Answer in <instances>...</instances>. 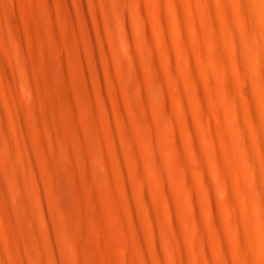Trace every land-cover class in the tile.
<instances>
[{"label":"rangeland","instance_id":"rangeland-1","mask_svg":"<svg viewBox=\"0 0 264 264\" xmlns=\"http://www.w3.org/2000/svg\"><path fill=\"white\" fill-rule=\"evenodd\" d=\"M1 1L4 13L0 17V65L9 68L10 83L17 87L13 55L23 51L26 58L22 73L25 72L29 87L9 94L0 81V124L3 119L13 121L16 115H22L24 135L10 129V136L19 145L31 138L41 146L42 166H47L40 171L49 172L53 178L56 210L63 232L76 251L73 263L116 264L117 259H131L142 264L138 258L141 240L122 192H133V203L139 206L146 196L140 188L135 192L132 180L136 175L143 176L144 171L123 145L125 126L138 131L137 143L148 162H162L156 147L163 145L167 149L169 170L165 173L169 179L180 163L179 140L189 138L193 129L199 134V95H210L211 112L214 107L223 113L213 88V82L223 78H218L210 65V90L200 75L198 90H192L187 86V69L181 67L177 55L169 62L163 58L161 46L155 44L153 52L148 48L150 37L157 36L152 25L157 0H147V22L139 25L135 24L138 10L130 12L121 0H38L44 34L47 39L60 40L66 56L63 61L54 51L41 49L30 40L25 27V22L35 16L30 2L18 5V0ZM214 19L220 27L225 25L222 15L216 14ZM121 40L127 45L116 50ZM43 50L51 61L50 67L33 59L34 53L41 54ZM229 54L232 55L231 50ZM230 65V76L223 79L224 85L233 89L241 116L245 117L244 93L247 91L251 98L254 87L244 88L233 62ZM192 69L200 71L197 64ZM6 98L10 100L8 105ZM166 114L175 123L172 128ZM153 124L163 128V142L158 141ZM210 134V144L202 138L200 143L210 149L211 157L223 151L224 146L216 121ZM29 166L30 161L25 160L20 168H15L7 146H0V254L5 264H51L44 230L30 225L16 195L7 196L19 171L28 173ZM261 168L258 175L263 183ZM179 179L181 185L183 179ZM217 180L210 174V200L200 189V208L213 212L222 207ZM151 182L155 194L162 193L160 180ZM148 198L153 200L152 196ZM162 214L166 216L165 212ZM143 220V232L152 237V225L147 217ZM227 223L223 220L222 224L228 234ZM226 245L234 256L237 241L232 235L228 234ZM187 251L189 257L191 252L188 255ZM210 251L217 262L219 245L214 240H210ZM257 252L254 262L259 264L264 256L262 251ZM233 256L230 255L232 263ZM179 260L177 255L172 263L180 264Z\"/></svg>","mask_w":264,"mask_h":264},{"label":"bare ground","instance_id":"bare-ground-1","mask_svg":"<svg viewBox=\"0 0 264 264\" xmlns=\"http://www.w3.org/2000/svg\"><path fill=\"white\" fill-rule=\"evenodd\" d=\"M26 1L35 11V16L25 22L30 40L41 49L54 51L57 58L63 61L66 56L60 40L47 39L44 34L38 0H18V5ZM121 1L130 12L138 10L136 25L147 22V0ZM3 5L0 0V17L4 13ZM155 13L152 25L157 36L155 39L150 37L147 46L152 52L155 44L161 46L163 58L169 62L174 54L177 55L181 67L187 69V86L190 89L198 90L200 75L210 90V65L220 76L218 78L228 79L231 62L244 88L254 89L251 98L247 91L244 93L245 117L241 116L233 89L230 86L227 89L223 79L213 82L214 93L224 109L223 113L214 107L211 112L210 95L208 98L199 95V134L193 129L189 138L179 140L177 150L180 163L169 179H166L165 173L167 149L163 145L156 147L162 162H148L144 150L137 143L138 131L126 124L123 145L130 151L134 163L144 171L143 176L136 175L132 180L135 192L140 188L146 196L139 206L133 203V192H122L141 240L138 258L142 264H174L172 261L177 255L180 264H258L254 262L256 252L262 251L264 256V182L258 175L261 172H258L259 168L264 167V0H157ZM216 14L224 18L223 27L214 19ZM70 25H74L72 19ZM125 43V40L119 41L115 49L126 46ZM44 50L41 54L34 53L33 59L43 61L50 67L51 61ZM230 50L232 55L229 54ZM13 56L18 72L17 87L10 83L9 68L0 65L2 88L9 94L29 87L28 78L25 72L22 73L26 55L18 50ZM195 64L199 65V72L192 69ZM9 101L6 98L7 105ZM169 115L166 114L167 123L173 127L175 123ZM214 121L220 127L224 146L223 151H217L210 157V149L200 143V138L210 144ZM153 127L158 141L163 142V128L155 124ZM10 129L24 135L22 115H16L13 121L3 119L0 124V146H7L15 168H20L25 160L30 161V166L28 173L19 171L10 184L7 196L16 195L30 225L44 230L49 240L46 252L51 264H74L76 251L63 232L56 210V198L51 189L53 178L49 172L40 171L47 166H42L41 146L31 138L25 139L21 145L17 144L9 134ZM210 174L218 179L216 190L223 196L222 207L213 212H210V208L198 206L201 190L203 196L210 200ZM180 176L183 179L181 185L178 184ZM156 179L163 186L159 195L155 194L157 192L151 182ZM162 210L166 216H163ZM143 214L152 225V237L143 232ZM223 220L228 222V234L237 241L234 256L226 245L228 234L223 229ZM210 240L219 245L217 262L210 251ZM186 251L191 257L185 254ZM230 255L235 258L233 263ZM120 260L115 262L137 264L131 259ZM0 264H5L1 254ZM259 264H264V260Z\"/></svg>","mask_w":264,"mask_h":264}]
</instances>
